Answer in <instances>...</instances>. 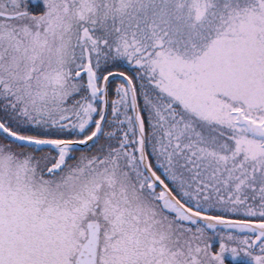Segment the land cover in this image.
I'll use <instances>...</instances> for the list:
<instances>
[{
    "label": "snow or ice",
    "instance_id": "6c2138e0",
    "mask_svg": "<svg viewBox=\"0 0 264 264\" xmlns=\"http://www.w3.org/2000/svg\"><path fill=\"white\" fill-rule=\"evenodd\" d=\"M0 264H264V0H0Z\"/></svg>",
    "mask_w": 264,
    "mask_h": 264
}]
</instances>
